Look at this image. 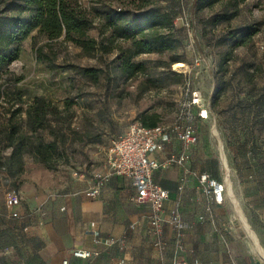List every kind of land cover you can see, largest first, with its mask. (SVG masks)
<instances>
[{
    "label": "rangeland",
    "instance_id": "rangeland-1",
    "mask_svg": "<svg viewBox=\"0 0 264 264\" xmlns=\"http://www.w3.org/2000/svg\"><path fill=\"white\" fill-rule=\"evenodd\" d=\"M12 1L0 0V31L17 15ZM72 1L93 19L90 36L111 51L87 54L61 40L48 45L35 31L21 44L18 60L0 69V212L13 192L61 194L82 181L99 180L109 172L110 145L131 124L148 115L159 125H175L189 94L198 92L208 109L199 131L222 159L239 211L264 251V0L238 7L233 0L213 6L203 0ZM147 14L173 16L171 28L158 29L177 42L172 52L134 57L146 71L128 79L119 65L132 44L119 30ZM221 16L226 18L217 22ZM250 28L255 35L236 47ZM174 60L186 65V72L176 70ZM36 98L47 123L33 131L25 112ZM55 139L59 150L49 169L31 151ZM235 178L244 186V198L234 190ZM223 185L226 189L227 179ZM226 196L245 244L239 247L264 264L227 189Z\"/></svg>",
    "mask_w": 264,
    "mask_h": 264
},
{
    "label": "crops",
    "instance_id": "crops-1",
    "mask_svg": "<svg viewBox=\"0 0 264 264\" xmlns=\"http://www.w3.org/2000/svg\"><path fill=\"white\" fill-rule=\"evenodd\" d=\"M203 123L194 121L199 134L194 146L178 138L185 122L166 127L151 156L161 164L154 180L169 193L157 228L139 190L129 179L108 172L100 180L73 185L68 193L26 192L19 206L9 209L5 203L0 212V264H256L253 255L239 247L245 244L229 216L227 196L219 205L199 183L203 174L226 182L222 159L212 154L199 131ZM180 156L187 157L182 165H167ZM95 185L100 195L92 199L88 193ZM243 187L235 178L234 190L244 198ZM75 250L93 256L78 259Z\"/></svg>",
    "mask_w": 264,
    "mask_h": 264
},
{
    "label": "trees",
    "instance_id": "trees-1",
    "mask_svg": "<svg viewBox=\"0 0 264 264\" xmlns=\"http://www.w3.org/2000/svg\"><path fill=\"white\" fill-rule=\"evenodd\" d=\"M220 1L203 0L202 4L213 6ZM247 1L233 0V7H238ZM11 3L14 4L17 15L11 21L9 29L0 31V69L18 60L21 44L35 31L46 37L48 45L61 40L63 43L80 48L87 54L98 50L106 53L111 51V48L90 36L89 32L94 24L93 19L87 11L72 0H13ZM173 18L169 14L158 15L157 17L147 14L139 19L126 21L123 27L120 28L119 35L131 41L132 44L128 51L129 54L120 58L119 68L126 78L133 79L146 71L145 65L131 61L134 57L142 54L172 52L174 50L177 40L173 38L171 33L163 34L158 29L160 25L171 28ZM224 18L226 17H219L217 22ZM255 33L256 31L250 28L236 41L235 46L246 45ZM177 63H180V61L174 60L171 65ZM85 73L94 76L96 72L87 70ZM40 102L41 99L36 98L35 102L25 112L30 124L33 126V131L45 129L47 123V112L42 111ZM52 114L50 111L49 115ZM147 116L145 115L142 122L140 121L144 127L154 128L159 126L156 120L157 117ZM11 142H13L12 139ZM41 146L36 147L31 153L47 165L49 169H53V158L59 150L57 140L50 142L46 147ZM14 154L16 153H13V156Z\"/></svg>",
    "mask_w": 264,
    "mask_h": 264
},
{
    "label": "built area",
    "instance_id": "built-area-1",
    "mask_svg": "<svg viewBox=\"0 0 264 264\" xmlns=\"http://www.w3.org/2000/svg\"><path fill=\"white\" fill-rule=\"evenodd\" d=\"M189 95V100L180 111L176 123L185 122L178 133L179 140L186 146H194L199 142V134L194 121L198 118H207L208 109L198 92ZM166 130L167 128L162 125L146 128L140 122H135L112 142L107 153L110 175L129 179L139 190L141 202L151 208L150 220L154 228H157L161 222L164 204L169 193L154 180V173L161 167V164L151 156L164 138ZM186 159V156H180L168 161L167 165H182ZM97 178L100 180L102 177ZM199 183L204 192L211 195L217 204L224 203L226 189L222 183L208 174L200 175ZM99 195V185L93 186L88 193L92 199ZM20 203L21 198L18 193H10L6 198V206L9 209L19 206ZM13 216L17 217L18 214L13 213ZM73 256L78 259H89L93 254L86 250H75ZM63 264H67V261Z\"/></svg>",
    "mask_w": 264,
    "mask_h": 264
},
{
    "label": "bare ground",
    "instance_id": "bare-ground-1",
    "mask_svg": "<svg viewBox=\"0 0 264 264\" xmlns=\"http://www.w3.org/2000/svg\"><path fill=\"white\" fill-rule=\"evenodd\" d=\"M175 69L178 70V71H180V72H182V73H184V72H186L187 67L184 64H176L175 65ZM216 130H214L215 136H217ZM220 148H221L220 149V152H221V155L223 157L224 163L227 166V159H226L225 153L222 151V147L221 146H220ZM226 179H227L226 189L229 191L230 197L232 198V200H233V202H234V204H235V206H236V208H237V210L239 212L240 218H241L243 224L246 226V229L248 231V234H249V236L251 238V241L253 243V247L260 254L261 258L264 260V251L261 249V247H260V245H259V243H258V241H257V239L255 237V235L252 233V231L250 230V227H248L245 219L243 218V216L241 215V213L239 211V208H238V205H237V201L234 198V195L232 193L231 182H230V179H229V176L228 175H227Z\"/></svg>",
    "mask_w": 264,
    "mask_h": 264
},
{
    "label": "water",
    "instance_id": "water-1",
    "mask_svg": "<svg viewBox=\"0 0 264 264\" xmlns=\"http://www.w3.org/2000/svg\"><path fill=\"white\" fill-rule=\"evenodd\" d=\"M247 231V230H246Z\"/></svg>",
    "mask_w": 264,
    "mask_h": 264
}]
</instances>
